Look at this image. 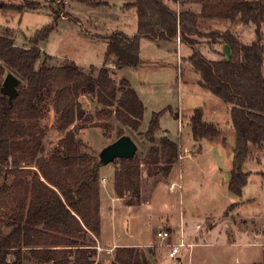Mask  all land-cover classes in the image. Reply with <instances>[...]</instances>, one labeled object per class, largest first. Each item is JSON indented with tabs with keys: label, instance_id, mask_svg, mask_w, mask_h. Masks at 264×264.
Masks as SVG:
<instances>
[{
	"label": "trees",
	"instance_id": "trees-1",
	"mask_svg": "<svg viewBox=\"0 0 264 264\" xmlns=\"http://www.w3.org/2000/svg\"><path fill=\"white\" fill-rule=\"evenodd\" d=\"M95 7L116 0H80ZM123 9H135L138 29L134 36L116 30L107 36L109 45L101 68L85 72L73 60L54 65V57L40 47L57 28L62 7L54 11V21L38 30L30 46L17 45L9 35L0 34V89L5 76L20 78L18 95L10 101L0 91V213L7 216L9 228L0 227V264H28L30 260L52 264H103L97 260V238L101 234L100 158L83 150L79 131L85 128L86 111L82 94H94L105 109H111L121 125L139 131L145 104L130 81L112 78L109 64L119 68H138L141 38L154 41L180 40L194 47L188 57L201 84L231 106L236 132L233 167L229 189L242 195L250 172L244 164L255 151L264 149V3L259 0H194L199 12L190 8L180 11L166 0H122ZM185 6L189 0H173ZM38 3L24 0L12 4L17 8H37ZM16 8V7H15ZM204 20H240L255 26L249 42L231 30L204 31ZM228 47V57L209 60L196 49L199 38ZM39 64V65H38ZM49 104L58 116L56 129L61 133L58 144L46 151V127L42 125ZM171 108L154 112L147 136L149 150L147 174L168 176L180 159V146L168 133L157 139L160 120ZM204 107L195 108L190 117L193 137L225 139V131L205 119ZM81 123L80 121L85 120ZM125 135L122 129L118 138ZM115 170V191L127 204L142 199V160L120 159ZM260 174L264 178V171ZM236 202L234 205H237ZM233 205V206H234ZM155 247L146 250L120 246L110 264H157ZM255 264H264L262 262Z\"/></svg>",
	"mask_w": 264,
	"mask_h": 264
},
{
	"label": "rangeland",
	"instance_id": "rangeland-1",
	"mask_svg": "<svg viewBox=\"0 0 264 264\" xmlns=\"http://www.w3.org/2000/svg\"><path fill=\"white\" fill-rule=\"evenodd\" d=\"M32 1L39 4L37 8L9 7L12 4H24V0H0V34L12 36L17 45L30 46L29 39L38 30L51 24L54 21V11L62 7L57 28L40 43L41 49L54 57L52 60L54 65H61L70 59L85 72H90L92 66L101 68L109 45L107 36L116 30L131 35L138 29V22L132 12H123L122 0L114 1L111 6L98 7L80 0ZM259 1L264 3V0ZM203 23L202 30L206 31L207 27L203 26ZM216 26L223 31H233L243 42H249L255 32L254 25L244 28L240 20L235 22L224 20L222 25ZM262 28L264 31V22ZM205 43L210 45L205 46ZM141 44L142 57L138 68L118 70L117 67L115 69L110 67L112 78L117 82L122 77L128 79L146 106L139 131L136 132L121 125L113 110L105 109L98 103L96 95L82 94L80 96L86 118L92 120L88 123L86 118L80 121L86 122L87 125L78 133L83 141V150L99 157L100 152L118 138L119 131L122 129L138 145L136 154L143 162L141 203L135 205V210L126 205L127 207L118 213L114 220L118 227V234L124 237L122 232L127 231V241L147 244L158 239V230L168 229L171 231V238L168 241H162L159 238L153 245L158 257L160 256L157 264H178V259L173 261L168 258L165 262V257L169 248L168 244L178 243L174 240V234L177 239L180 237L181 223L183 222L187 231L195 230L196 224L200 223L202 229L197 235H200L199 238H204L208 232L206 230L209 228V223L212 222L218 226L213 234L220 239V243H224L223 240L227 238V231L238 237L245 235L254 243L251 248L233 247L232 252L224 245L223 249L228 250L231 260L236 257L245 262L258 259L264 248L260 245L264 239V231H262L264 228V178L260 174L264 171V149L255 151L244 164V171L250 174L243 187L242 195L232 192L229 189L228 180L233 167L236 132L230 114L231 106L201 84L200 77L192 70L193 66L188 57L182 61L179 59L175 42L167 40L157 42L142 37ZM216 44L218 42H212L210 38L202 36L199 38L197 48L206 50L208 53L210 46L213 47ZM188 48L192 49L191 46ZM221 52L223 56L227 54L228 57V47L223 45ZM186 53L187 50L184 49L183 55ZM219 58L221 57H216L217 60ZM198 107H204L206 120L217 122L222 127L226 134L225 139L196 140L193 137L189 122L193 110ZM167 108L171 110L161 117L162 128L157 132V139L168 133L171 139L179 144L181 157L168 176L158 173L150 177L147 174L146 160L152 143L142 133L148 131L153 113ZM57 118L53 104H49L42 120V125L47 131L44 141L47 152L53 150L62 136L56 129ZM119 160L116 159L113 163L101 166V176H104L111 186L115 182V170L120 164ZM7 178H1L0 183L11 181V175H7ZM173 181L175 184H171ZM236 202L238 204L234 205ZM6 211L9 212L4 209L0 213V227L3 233L9 231L6 225L7 216L3 213ZM241 216H253L254 221L247 219L245 223ZM125 217L128 219V227ZM104 225L107 227L108 223ZM207 239L208 243L212 240L208 236ZM185 240L189 238L185 237ZM209 246L208 244L194 247L196 255L206 256L211 249ZM148 248L139 247L146 251ZM183 251L180 264H189L188 254L185 253L187 249ZM104 256L108 259L106 254ZM203 259L206 260V257ZM203 259L200 261L201 264ZM28 264L39 263L30 260ZM232 264L235 263L232 262Z\"/></svg>",
	"mask_w": 264,
	"mask_h": 264
},
{
	"label": "crops",
	"instance_id": "crops-1",
	"mask_svg": "<svg viewBox=\"0 0 264 264\" xmlns=\"http://www.w3.org/2000/svg\"><path fill=\"white\" fill-rule=\"evenodd\" d=\"M190 2H187L185 4V6H187L186 8H190L194 11L199 12L201 9V6L199 4H197L194 0H189ZM166 2L168 3V5H170L172 8L180 11L182 8H184V6H182L180 3L178 2H174L173 0H166ZM112 3L114 4V1L111 2L109 5L106 6H111ZM132 12V14L135 16V19L138 22V16L136 13L135 9H129V10H124L123 12ZM222 21L224 20H204L203 22V26L206 25L207 30L206 31H210V30H221L220 28H217L218 26L216 25H222ZM253 24H249V25H243V27H249ZM205 27V29H206ZM216 27V28H215ZM255 28V26H254ZM223 31V30H221ZM255 31V29H254ZM137 33V30H135L133 32V34H128L130 36H134ZM255 37V32H254V36L251 37L250 41L251 42ZM167 41H172L175 42L177 45V55L179 56V59H181V61L185 58V57H189L193 51H194V47H192V49H189L188 44L183 43L181 40H167ZM141 42H142V38H141ZM159 42V41H157ZM246 42V43H249ZM205 46L210 45L208 43L204 44ZM211 48H209V52L207 53L206 50H202L200 48L196 49L198 51H200L207 59L209 60H217L216 57H221L219 59H222L223 57H227L225 54V56H223L222 54V48H223V44L222 43H218L215 46H210ZM184 49L187 50V53L185 55H183ZM212 54H215L217 56H211ZM142 57V44H141V53H140V58ZM218 59V60H219ZM122 68H119L118 70H121ZM193 70V69H192ZM194 71V70H193ZM194 73L199 76L195 71ZM200 77V76H199ZM125 78V77H122ZM140 97V96H139ZM146 107V106H145ZM214 113H216V111L214 110ZM190 123V122H189ZM217 123V122H216ZM161 128H162V124ZM181 157V156H180ZM114 170V169H113ZM115 180V179H114ZM229 181V180H228ZM115 183V182H114ZM171 184H175V181L171 182ZM127 197L125 198H121L119 196H117L116 191H115V184H113V186L109 185V182H107L106 178L104 176H102V184H101V193H100V214H101V234L99 236V238H97V251H98V255H97V260H101L103 262V264H110L112 261V258L114 256V251L117 247L120 246H127V247H153V245L156 243V241H158V239L154 240L153 242L147 243V244H140V243H136V242H129L127 241V236L128 234H126L127 231L122 232V235H124V237H122L120 234H118V227L115 225V218L117 217L118 213L121 212L123 210L124 207H129V208H133L135 210L136 206L135 205H139V204H135V205H129L126 202ZM143 201V200H142ZM127 205V206H126ZM127 212V211H126ZM129 213V212H127ZM243 222L246 223L247 219L251 220L253 219L254 221V217H250V216H241L240 217ZM126 220V226L128 227L127 221L128 219L125 217ZM108 223V228L104 225L105 223ZM181 227H180V237L177 239L176 235L174 234V240L175 242H179L182 239L185 240V237H188L189 240H185L188 243H192L193 245L191 247H184L182 249V251L185 249H187V251L185 252V250L183 252L186 253V255L188 256V263L189 264H201L200 261L206 257V260L203 259L202 264H232V262H234L235 264H255V263H259L262 262L264 259V248L263 251L261 253V255L259 256L258 259L256 260H250V262H245V260H242L239 257H236L234 260H231L228 250H231L233 247H245V248H251L254 243L250 241L249 237H245L244 236H240L238 237V235H233L232 233L230 234V231H227V238L224 239V243L221 242L220 243V239L217 238L216 235L213 234L214 230L216 227L215 224H213L212 222L209 223V228L206 235H204V238L201 237L199 238L200 235H197V233L202 229V225H200V223L196 224L195 226V230H189L187 231L184 226H183V222L181 223ZM199 226H201V228L199 229ZM170 229H173L169 226ZM107 231V233H106ZM159 231V230H158ZM264 231V228L263 230ZM232 232V231H231ZM213 235L215 237H213ZM172 236V235H171ZM207 236L212 240H209L210 242H206ZM215 239V240H214ZM210 245L209 247H211V249H209V252L207 253V255H203V254H199V256L196 255L195 253V249L194 247L198 246V245ZM225 245V247H228V250L226 251L225 248L223 249V246ZM260 245L262 247H264V239L262 240V242L260 243ZM230 247V248H229ZM181 251V252H182ZM249 251V249H248ZM232 252V250H231ZM234 252V250H233ZM108 256V259H105L104 255ZM249 254H251V252L249 251ZM104 256V257H103ZM160 257V256H159ZM182 253H180L179 257H178V264H180L182 262ZM166 260H168L167 254L165 257V262ZM39 264H52L50 263H39ZM170 264V263H167Z\"/></svg>",
	"mask_w": 264,
	"mask_h": 264
},
{
	"label": "water",
	"instance_id": "water-1",
	"mask_svg": "<svg viewBox=\"0 0 264 264\" xmlns=\"http://www.w3.org/2000/svg\"><path fill=\"white\" fill-rule=\"evenodd\" d=\"M20 78L13 73H8L0 89L1 93L7 95L10 101L18 95ZM138 151V145L131 136L125 134L108 144L99 154L101 166L113 163L116 159L133 158Z\"/></svg>",
	"mask_w": 264,
	"mask_h": 264
},
{
	"label": "built area",
	"instance_id": "built-area-1",
	"mask_svg": "<svg viewBox=\"0 0 264 264\" xmlns=\"http://www.w3.org/2000/svg\"><path fill=\"white\" fill-rule=\"evenodd\" d=\"M178 40L180 41V37H178ZM109 67L115 69L116 65L114 64H109ZM157 237L160 238L162 241H168L171 238V231L168 229H160L159 231H157ZM193 244L192 243H188L185 240H181L178 243L175 244H168L169 248H168V252H167V257L170 260H177L179 257V254L181 253L182 249L184 247H191ZM173 264V263H170Z\"/></svg>",
	"mask_w": 264,
	"mask_h": 264
}]
</instances>
